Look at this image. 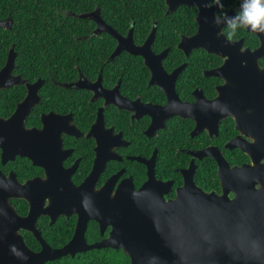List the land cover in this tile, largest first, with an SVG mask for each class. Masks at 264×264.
<instances>
[{"label": "flooded vegetation", "instance_id": "flooded-vegetation-1", "mask_svg": "<svg viewBox=\"0 0 264 264\" xmlns=\"http://www.w3.org/2000/svg\"><path fill=\"white\" fill-rule=\"evenodd\" d=\"M6 1L0 0L3 10ZM180 2L56 0L57 21L51 44L60 49V67L63 70L69 67L71 78L62 80L50 75L49 80L43 76L31 80L24 77L17 71L19 51L11 34L5 64L12 50L15 54L12 74L20 75L26 82L0 88V93L24 86L25 94L10 115L0 116L10 117L28 95L27 84L41 80L40 100L26 117L25 125L43 128L42 117L50 113L67 119V123L59 124L58 128L62 151L67 152L63 165L67 169L74 167L71 179L75 185H81L90 173L99 170L92 185L96 191L112 185L115 192L124 182H131L140 189L152 171L157 180L171 182L164 186V197L174 200L178 188L185 184L186 174L189 177L193 172L201 192L212 194V200L226 193L229 200L228 206L220 201H205L204 216L221 228L219 233L210 230L205 234L207 251L216 247L218 252L216 257L208 255L206 263L264 264V243L257 248L261 251L259 257L248 251H255L252 249L255 244L250 243L256 229L253 225L264 224V173L260 179L252 173H230L224 189L217 160V157L225 159L230 167L254 164L250 154L239 146L229 145L254 143L257 138L264 142V56L248 55L261 47L262 39L258 33L240 29L233 39L239 43L235 47L218 45L215 51H210L202 47L204 45H193L190 38L206 20L203 15L200 17L203 23L198 19L199 5ZM221 2L223 8L215 4L206 7L210 0H203L202 4L215 18L235 15L242 0ZM46 20V17L42 19V32ZM0 22L3 23L0 30H15L11 8L6 16L0 17ZM214 28L217 25L208 19L205 29ZM210 33L205 34L203 43L213 42L207 37ZM80 64L96 66L91 73L83 71ZM108 65L111 67L105 74L104 68ZM183 65L185 67L176 75L175 71ZM79 80L91 89L79 88ZM53 85L69 90L73 96L57 97L56 109L35 110L42 103V94L55 89ZM225 85L231 87L222 95ZM117 101L123 105H118ZM100 115L102 120L98 121ZM72 127L75 134L69 131ZM209 148L210 155H198ZM19 158L28 159L33 169L16 171L13 163ZM261 162L264 164V157ZM0 171L5 177L14 173L20 183L37 177L47 179L46 169L34 165L28 157L17 155L3 163L1 148ZM21 171L27 173L24 178ZM254 180H262L263 184H254ZM234 199H237L235 203ZM44 200L48 205L49 197ZM9 202L21 216L28 214L27 197H11ZM191 206L193 210L198 209L195 202H189L185 210H190ZM63 209L61 206L58 211ZM64 211L67 213H58L54 218L48 214L38 217L36 228L46 247L61 249L75 236L79 213L67 208ZM111 230L110 224L90 218L84 235L88 244H95L106 240ZM19 232L32 251L42 250L43 244L33 232L24 228ZM108 249L123 251L108 246L91 250ZM87 251L74 256L63 255L43 264H59L64 257H75Z\"/></svg>", "mask_w": 264, "mask_h": 264}, {"label": "water", "instance_id": "water-1", "mask_svg": "<svg viewBox=\"0 0 264 264\" xmlns=\"http://www.w3.org/2000/svg\"><path fill=\"white\" fill-rule=\"evenodd\" d=\"M202 1L195 0L189 3L187 0H181L180 2L199 5L201 15L198 19L200 23H203L204 21L200 19L203 15L206 20L189 41L193 45H204L202 47L210 51H215L218 45L223 48L239 45L235 41L229 42L225 35H218L223 24L214 28L215 30L205 29L207 20L214 21L215 18L212 17L210 9L203 6ZM2 24L0 22V26ZM210 31L207 37L213 42L205 44L203 43L206 41L205 34ZM258 35L262 39V45L252 54L248 53L249 56H264V33H258ZM14 66L15 54L11 50L5 66L0 70V88L26 82L20 75L13 76ZM184 67L185 65L178 68L175 74L178 75ZM254 68L258 70V67ZM223 72L224 70H221L222 74ZM40 81L27 84L28 95L18 104L10 117L0 116V148L3 163L13 160L17 155L28 157L34 165L44 167L47 173V179L37 177L20 183L14 173L11 172L9 177H5L0 171V264H43L47 260L63 255L74 256L78 252L107 246L123 249L131 259L130 264H207V257L218 255L216 247H210V251H207L205 243L208 239L205 238V234L210 230L214 233L221 232L220 225L206 218L203 212L206 200L220 201L228 206L229 200L226 193L217 199H210L212 194L201 192L196 185L193 172L190 173V178L186 174L185 184L178 188L177 197L174 200H166L164 197V186L166 184L169 186L171 182L164 183L157 180L152 171L149 173V179L140 189H136L131 182H124L115 192L112 185L96 191L92 185L99 170L90 173L81 185H75L71 179L74 167L67 169L63 165L67 152L62 151L61 132L58 128L59 124L65 125L67 119L50 113L42 117L43 128H28L25 125L26 117L40 100L38 93L42 85ZM80 81L79 88L91 89L88 84ZM230 87L225 85L222 88V95ZM116 103L123 105L119 101ZM100 120H102L101 115L98 117V121ZM69 131L75 134L73 127ZM234 146H239L250 154L254 164L230 167L225 159L217 157L224 189L227 184V175L230 173H252L257 179H260L264 173V164L261 162L264 157V142L257 138L254 143L235 142L229 145V147ZM211 153L209 148L198 152V155L202 157ZM98 168H101L100 165ZM262 180L260 182L254 180V184H263ZM11 197L28 198L30 207L27 215L21 216L16 211L9 202ZM47 197L50 201L48 205H45L44 199ZM236 200L234 199L233 203ZM189 202H195L198 209L193 210L191 206L190 210H185ZM61 206L79 213V224L75 236L67 245L61 249H51L46 247L45 241L36 228V222L42 214H48L54 218L58 213H67L64 209L58 211ZM90 218H97L104 225L112 226L106 240L88 244L84 233ZM253 227L256 229L250 243L255 244L252 247L255 251L247 249L255 257H259L258 254L261 251L257 248L259 249L260 244L264 243V224L253 225ZM21 228L33 232L42 242L43 248L40 252L36 253L27 246L19 232Z\"/></svg>", "mask_w": 264, "mask_h": 264}, {"label": "trees", "instance_id": "trees-1", "mask_svg": "<svg viewBox=\"0 0 264 264\" xmlns=\"http://www.w3.org/2000/svg\"><path fill=\"white\" fill-rule=\"evenodd\" d=\"M55 1L56 0H7L4 5L5 10H3L2 5H0V17L6 16L7 10L11 8L15 19V30L13 32L10 30H0V68L5 64L8 47L12 42L11 34H13L16 50L19 51L17 71L22 73L24 77H28L31 80L38 76L46 77L49 80L51 78L50 75L62 80L71 78L69 76L72 70L68 71L69 67L67 70H63V68L60 67V49L51 44L54 40V28L57 21ZM44 17H46L47 20L44 22V25H46L45 31L42 32L40 27ZM94 66L96 65L80 64L79 67L85 72L92 73V68H94ZM110 67V65L105 66V74ZM53 88H55L52 90L53 93L52 91H45L42 94V103L37 106L35 110L41 111L42 109L48 111L50 109H56L58 107L57 97L63 96L64 99H68V96L72 95L69 90L60 89L58 86L54 85ZM58 92L59 95H57ZM24 94V86H17L1 91L0 114L2 116L10 115L15 109L17 102L20 101ZM35 120H32V122H35ZM32 122H30V124H33ZM13 164L14 167L17 166L16 171L26 169L25 171L27 172L28 167H30L29 169H33L31 162L25 158H19ZM31 174L30 171V175ZM26 175L27 173L21 171L22 178ZM66 241L67 239L64 240V242ZM130 262V257L123 251L108 249L102 251L91 250L77 254L75 257L67 256L64 257L59 264H130Z\"/></svg>", "mask_w": 264, "mask_h": 264}, {"label": "clouds", "instance_id": "clouds-1", "mask_svg": "<svg viewBox=\"0 0 264 264\" xmlns=\"http://www.w3.org/2000/svg\"><path fill=\"white\" fill-rule=\"evenodd\" d=\"M215 4L219 8L224 5L221 0H210L206 7ZM214 23L224 25L218 35H225L229 42H232L238 30L247 29L255 33H264V0H242L240 10L233 16H217Z\"/></svg>", "mask_w": 264, "mask_h": 264}]
</instances>
